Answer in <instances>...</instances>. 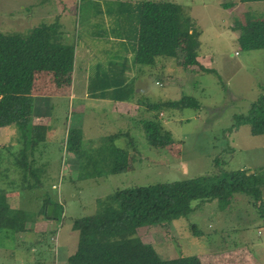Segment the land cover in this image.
Instances as JSON below:
<instances>
[{
    "label": "rangeland",
    "instance_id": "rangeland-1",
    "mask_svg": "<svg viewBox=\"0 0 264 264\" xmlns=\"http://www.w3.org/2000/svg\"><path fill=\"white\" fill-rule=\"evenodd\" d=\"M37 1L0 0V33L28 36L34 28L41 26L34 15L39 5ZM96 1L98 5L86 0L67 3V21L73 24L67 31L80 48L88 43L97 44L102 50V64L107 67L109 61L130 52L131 43L126 29L117 22L116 3ZM135 1L138 0H130ZM150 1L173 2L183 7L192 26L200 33V59L213 72L205 73L198 66L184 67L179 64L182 57L179 60L159 58L156 66H136L133 79L137 81V77L139 80L147 75L148 89L143 95L150 104L178 102L188 96L195 98L200 108L166 109L160 114L148 112L147 119L157 117L176 142L174 146L157 150L133 121H117L99 105L80 108L74 104L71 107L67 98L56 100L47 145L35 152L42 155L35 158L36 169L44 163L48 172L45 183L54 186L51 201L57 206L50 205L55 208L56 218L51 224L52 234L36 236L29 233L25 242L34 241L35 250L27 253L29 244L21 246L23 234L1 231L0 264H66L78 250L79 233L73 228L74 220L95 215L99 211V202L117 190L246 170L249 175H263L264 203V136L252 135L249 125L238 122L264 97V50L241 49L237 39L240 30L233 26L246 24L243 10L228 11L223 7L227 3L237 4L239 0ZM23 7L28 11H22ZM250 18L255 15L251 14ZM58 20L54 18L52 22L59 25ZM123 39L129 42L117 43ZM43 81H47L44 91L53 88V75H47ZM142 112H146V106ZM41 121L49 123L47 117ZM76 126L81 127L85 138L81 151L84 158L80 160L77 155L75 162L70 158L74 153L68 149L67 139ZM120 133L123 134L121 138L111 139ZM18 144L17 130H0V189L22 186L18 190L10 189L14 192L7 195L10 206L27 208L33 217L39 218L40 213L33 210L40 205V192L35 188L26 190L28 184L23 181V171L14 164L18 156L15 153L21 149ZM8 147L10 150L15 148L14 153ZM116 148L130 152L127 173L110 174ZM44 149L46 153L42 154ZM46 187L43 190L49 188ZM221 197L202 204L195 202L199 208L188 218L181 217L169 225L139 229L138 236L145 244L153 245L163 260L196 256L203 264H264V226L259 209L243 195ZM36 226L32 224L35 231Z\"/></svg>",
    "mask_w": 264,
    "mask_h": 264
},
{
    "label": "trees",
    "instance_id": "trees-1",
    "mask_svg": "<svg viewBox=\"0 0 264 264\" xmlns=\"http://www.w3.org/2000/svg\"><path fill=\"white\" fill-rule=\"evenodd\" d=\"M259 2L264 0H239L242 4ZM124 6L129 10L124 14L129 16L130 21L125 22L126 33L130 42H135V66L152 67L156 66L159 58L179 60L182 57L179 64L184 67L198 66L205 73L213 72L202 67L198 61L200 33L192 26L182 6L173 2L150 0L124 3ZM223 7L232 9L235 4ZM250 17L246 18V24L236 23L234 28L240 30V47L244 51L264 50V20ZM61 39L60 26L56 23L36 27L28 36L0 33V128H15L18 132L21 149L17 152L14 164L23 171V181L28 184L26 190L41 188L43 183L40 178L42 174L48 173L44 163L36 169L35 158L42 155H36L35 152L39 147L47 145L49 132L48 127L34 124L33 93L36 81L43 80L39 77L41 75H53L57 86L52 88L53 94H69L75 48L62 43ZM143 105L147 112L159 114L166 109L200 108L199 102L188 96L178 102L150 104L145 100ZM238 122L239 125H249L252 135L264 136V97ZM138 125L153 148L164 150L176 144L172 133L165 129L157 117L153 120H139ZM122 136L120 133L111 139L118 140ZM83 140L84 133L77 129L71 130L67 139L68 149L78 155L80 160L84 158L81 152ZM45 153L44 149L42 154ZM113 155L116 159L110 174L127 173L130 152L116 148ZM262 176L261 173L249 175L246 170H236L216 177L203 176L117 190L99 202V211L95 215L74 220L73 228L79 233L78 250L68 258L66 264H203L196 256L163 260L153 245L142 241L138 230L169 225L181 217L188 218L199 208L194 205L195 202H211L221 199L223 195L249 197L259 209V217L264 226ZM50 205L55 208L57 206L49 200L40 218L34 219L22 209H12L7 202L6 192L1 190L0 232L24 234L32 222L55 220V211L48 217L47 208Z\"/></svg>",
    "mask_w": 264,
    "mask_h": 264
},
{
    "label": "crops",
    "instance_id": "crops-1",
    "mask_svg": "<svg viewBox=\"0 0 264 264\" xmlns=\"http://www.w3.org/2000/svg\"><path fill=\"white\" fill-rule=\"evenodd\" d=\"M69 1L70 0H39L37 1L39 5L36 6V9H35L36 14H34L36 16V19L39 20L38 22L41 23L42 25L55 24L56 22L54 23L52 22V20L54 18H56L57 20L59 19L58 21L60 22L59 26H60V33L62 37L61 42L65 44L68 43L74 46L75 60H74V70L70 74L71 85H70V88L68 89L69 94L67 96L54 95L53 89H48L47 91H44L43 88L47 86L46 85L47 81L46 82L43 81V83H42V80L38 82L36 81V85H35L34 93H33L34 98H35L34 124L49 128V126L53 123L51 116H52V112L54 111L52 108L55 106V101L58 99L62 100L63 98L68 99V101L71 104V107L74 104L79 105L80 108H82V106L84 105L102 106L101 110L105 113L110 112V117L116 120L118 119L117 121H120V119H127V121H133L136 124H138L139 120L140 121L146 120L149 114L147 112V109L145 113L142 112L143 107H145L143 105V103L145 102L144 99L146 98V96H144L143 94H144V91L145 90L147 91L148 89V79L149 78L146 77L147 76L146 75L139 80L137 77V81L133 79L136 76V71H137L136 66L134 65V62H133L135 42L134 41L130 42L131 43L130 52H126L125 55H123L121 58H118V60L109 61V63L107 64V67H105L104 64H102L103 63L102 62V59H103L102 50H100V48H97V44L88 43L83 48H80L74 44V40L72 39V34H70L67 31V28L73 25L69 21H67L68 20L67 18L68 10L66 8V5L67 3H69ZM86 1L90 2L93 5H98V1L96 0H86ZM129 2L130 0L128 1L105 0L104 2V3H116V6H117L116 12H118L117 22L119 23L122 29H125L126 27V24L124 22L129 21V16L126 15L128 13L127 11L129 10L126 9L127 7L124 6V3H129ZM233 4H236V3H233ZM224 5L226 4H223V6ZM73 7H74V3L72 4L71 11H73ZM241 8L243 10V17L245 18V20H246V17L251 16V14L255 15V19L257 20H264V2L242 4V3H239L238 1V3L235 5L234 8L226 9V10L235 11L238 9L240 10ZM21 10L28 11L26 7H23V9ZM122 14H124V16ZM129 26L130 25H128V27ZM233 28H236V24L233 26ZM239 36L240 34L238 35L237 39H239ZM128 42L129 40L126 41V39L117 41L118 44H126ZM111 50L115 51L116 49L111 48ZM98 51H100L99 54L95 55V53ZM132 54L133 56L131 60H129L128 56ZM198 61L201 66L205 67L206 69H209L206 65H203L200 59V56L198 57ZM93 68H95V70L91 74V70ZM139 74H144V71H141V72L139 71ZM40 77L42 79L45 78L44 75H41ZM42 84H44V86L42 88H39V86ZM53 87H57V86L54 84ZM134 109L136 111H134ZM140 114L141 116L145 114V117L141 118ZM46 117L48 118L49 123L45 122L43 124L41 120L45 119ZM9 129H15V128H4L2 130L6 131ZM74 129L81 130V127L76 126L75 128H73V130ZM49 136H50V128L48 132V139H49ZM17 141H18V138H17ZM18 146L21 147L20 144H18ZM10 149L11 147H8V150ZM14 149L10 150V152L14 153ZM5 150H7V148H5ZM5 150L4 152H6ZM74 157H77V155L72 154L70 158H72V160L76 162ZM41 165H38V167L40 168ZM47 176L48 175L41 176L40 182H42L43 184L40 186L41 188L35 189L37 192H40L39 196L41 198L40 205L35 210H33L36 214L41 213L46 203L49 200H51L53 196L52 192L54 191L53 189L54 186L51 185L50 187L46 185L45 183L44 178H46ZM34 183L36 182L34 181ZM46 186H48L49 188ZM21 187L22 186H20L19 188ZM44 187L48 189L43 190ZM19 188H17L16 186L15 187L13 186L12 188L2 189V190L6 192V199H7V195L9 196V195L14 194V192L12 191L10 192V189L18 190ZM7 202L9 205L11 204V202H9L8 200ZM17 209H22L28 212L30 215L32 214L27 208H17ZM17 209H14V210H17ZM47 212H48V208H47ZM31 217L34 219H38L35 216L33 217L32 215ZM53 222H54L53 220H45V222L43 220H38V221L30 223L28 227V231L22 235L24 236V238L21 239V243H22L21 246L25 247L26 243L29 244L26 247L27 253L28 251L33 252L35 250L34 249L35 246H34V241L25 242L26 236L31 232L35 234L36 236L39 234L43 235L46 233L52 234L53 226L51 224H53ZM32 224L38 226L37 231H35L36 229L34 230V227H32Z\"/></svg>",
    "mask_w": 264,
    "mask_h": 264
},
{
    "label": "water",
    "instance_id": "water-1",
    "mask_svg": "<svg viewBox=\"0 0 264 264\" xmlns=\"http://www.w3.org/2000/svg\"><path fill=\"white\" fill-rule=\"evenodd\" d=\"M53 212H54V207H52V206L48 207V217H51Z\"/></svg>",
    "mask_w": 264,
    "mask_h": 264
}]
</instances>
